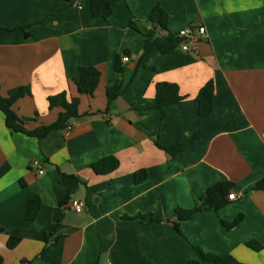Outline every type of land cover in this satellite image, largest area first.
Wrapping results in <instances>:
<instances>
[{
    "label": "crops",
    "instance_id": "crops-1",
    "mask_svg": "<svg viewBox=\"0 0 264 264\" xmlns=\"http://www.w3.org/2000/svg\"><path fill=\"white\" fill-rule=\"evenodd\" d=\"M162 7L168 30L149 22ZM135 24L137 29L133 28ZM207 38L191 52L162 54L140 30L168 38L193 26ZM1 94L30 87L14 110L27 130L51 125L60 109L48 97L70 90L80 67H95L94 97L82 96L81 117L68 134L46 139L13 133L0 112V256L3 264H187L206 253L264 264V0H120L107 18L65 0H0ZM19 27H29L27 38ZM127 53V54H126ZM128 56L123 73L117 57ZM214 81V110L198 113L200 90ZM122 83L107 111L106 92ZM172 83L183 100L155 108L156 86ZM181 145L177 156L160 149ZM106 157L119 168L106 175L92 166ZM38 160L43 175L31 167ZM145 170L147 180L135 183ZM230 182L242 198L218 212L204 210L180 223L175 210L193 209L217 183ZM231 191V192H232ZM39 197L37 218L28 202ZM74 199L84 204L76 213ZM153 215L154 221L134 220ZM238 217L237 226L228 228ZM49 236L50 242H46ZM11 238L19 239L9 248Z\"/></svg>",
    "mask_w": 264,
    "mask_h": 264
},
{
    "label": "trees",
    "instance_id": "trees-1",
    "mask_svg": "<svg viewBox=\"0 0 264 264\" xmlns=\"http://www.w3.org/2000/svg\"><path fill=\"white\" fill-rule=\"evenodd\" d=\"M66 2L73 4L79 0H65ZM81 1V0H80ZM120 0H91V12L94 17L107 19L114 11V6ZM149 22L160 30H168V13L160 6H157L149 17ZM133 28L137 29L136 25L132 24ZM29 27H19V30H23L27 36L30 37L27 29ZM4 30L0 27V31ZM138 30V29H137ZM146 39V42H154V46L162 53L168 54L173 50L179 48L181 40L177 35H173L168 38L156 37L153 30H140ZM127 54V53H126ZM121 57H117L116 71L119 74L123 73V66L121 63ZM101 81V72L95 67H80L78 78L75 80L77 87V96H73L70 92L64 91L54 96L48 97V106L50 110L60 109L58 119L51 125H43L35 130H27L25 127L26 122L32 119L20 118L14 110L15 104L25 97L31 96L32 92L30 87H17L10 90L7 96L1 94L0 86V112L5 118V124L9 130L13 133H21L28 137H35L38 139H46L52 131H59L66 128L73 121L78 120L81 115L79 113V106L82 96L94 97L95 92ZM122 92V83L119 82L113 87L107 89V111H109ZM214 97H215V84L214 81H209L199 92L197 97L198 113L202 118L211 116L214 110ZM183 98L180 95L179 87L172 83H159L156 86V104L155 108L161 110L162 116L165 117L167 109L173 107L175 104L181 102ZM158 147L172 157L177 156L181 149V145H174L170 147ZM120 162L115 157H106L95 164H93V170L100 175L110 174L119 168ZM147 180V173L145 170H140L135 173V183L141 184ZM233 189V184L230 182L217 183L206 192V195L201 198V203L193 209L177 208L175 210L176 222L174 229L181 234L180 223L190 220L196 214L203 212L204 210H214L218 212L223 207L229 204L228 195ZM257 191H264V180L260 181L255 188ZM41 208V201L39 197L32 198L28 202L27 207V219L33 221L37 218ZM140 221H154L153 215L137 216L134 220ZM242 217H238L234 223L227 224L223 222L228 228L237 226ZM19 242V239L11 238L9 240V248H14ZM46 242L49 243V236H46ZM249 248L254 251H261L264 247L257 241H252L247 244ZM195 251L200 256V259L189 261L187 264H245L239 262L232 255H215L212 253H206L201 248L195 247ZM0 264H3V258L0 256Z\"/></svg>",
    "mask_w": 264,
    "mask_h": 264
},
{
    "label": "built area",
    "instance_id": "built-area-1",
    "mask_svg": "<svg viewBox=\"0 0 264 264\" xmlns=\"http://www.w3.org/2000/svg\"><path fill=\"white\" fill-rule=\"evenodd\" d=\"M74 6L81 8V1H75L73 3ZM177 37L181 40L179 48L184 51V52H191L192 50H194L197 45L201 42L204 41L207 38V31L206 28L202 25L200 26H193V27H189L186 28L184 30H181L178 34ZM130 61V58L128 56H124L122 58V63H128ZM73 129V124H69L66 129L65 132L66 133H70ZM31 167L34 169L38 170V173L40 175L44 174V170L42 169V164L40 161L38 160H33L31 162ZM242 194H237L235 192H231L228 195V200L234 201V200H238L240 198H242ZM71 206L73 208V210L76 213H81L83 211L84 208V204L77 200L74 199L71 203Z\"/></svg>",
    "mask_w": 264,
    "mask_h": 264
},
{
    "label": "water",
    "instance_id": "water-1",
    "mask_svg": "<svg viewBox=\"0 0 264 264\" xmlns=\"http://www.w3.org/2000/svg\"><path fill=\"white\" fill-rule=\"evenodd\" d=\"M64 129H65V128H64ZM64 129H63V130H64Z\"/></svg>",
    "mask_w": 264,
    "mask_h": 264
}]
</instances>
